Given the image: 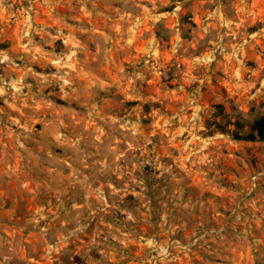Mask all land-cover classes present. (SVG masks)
Instances as JSON below:
<instances>
[{"label":"rangeland","instance_id":"374dc122","mask_svg":"<svg viewBox=\"0 0 264 264\" xmlns=\"http://www.w3.org/2000/svg\"><path fill=\"white\" fill-rule=\"evenodd\" d=\"M264 0H0V264H264Z\"/></svg>","mask_w":264,"mask_h":264},{"label":"trees","instance_id":"16d2710c","mask_svg":"<svg viewBox=\"0 0 264 264\" xmlns=\"http://www.w3.org/2000/svg\"><path fill=\"white\" fill-rule=\"evenodd\" d=\"M219 120L207 123L212 132L227 135L230 139L246 142H264V114L247 121L240 116L229 117L217 110Z\"/></svg>","mask_w":264,"mask_h":264}]
</instances>
